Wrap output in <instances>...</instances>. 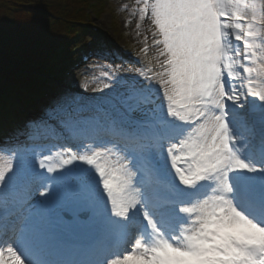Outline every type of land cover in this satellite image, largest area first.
<instances>
[{
  "label": "snow or ice",
  "instance_id": "snow-or-ice-1",
  "mask_svg": "<svg viewBox=\"0 0 264 264\" xmlns=\"http://www.w3.org/2000/svg\"><path fill=\"white\" fill-rule=\"evenodd\" d=\"M131 7L146 66L106 65L99 98L76 90L91 69L62 67L67 83L0 133V264H264V220L240 207L264 210V0ZM52 59L23 32L0 84Z\"/></svg>",
  "mask_w": 264,
  "mask_h": 264
},
{
  "label": "trees",
  "instance_id": "trees-1",
  "mask_svg": "<svg viewBox=\"0 0 264 264\" xmlns=\"http://www.w3.org/2000/svg\"><path fill=\"white\" fill-rule=\"evenodd\" d=\"M80 4L77 0H0V56L6 60L12 40L34 28L49 38L54 50L62 41L64 26L73 18V10ZM52 63L44 72L55 69V62ZM38 80L36 77L30 83ZM19 90H14L11 84H0V103H4V96Z\"/></svg>",
  "mask_w": 264,
  "mask_h": 264
},
{
  "label": "rangeland",
  "instance_id": "rangeland-1",
  "mask_svg": "<svg viewBox=\"0 0 264 264\" xmlns=\"http://www.w3.org/2000/svg\"><path fill=\"white\" fill-rule=\"evenodd\" d=\"M116 2L118 3V6L121 4L124 6L126 5V2L129 3L128 5L133 6L135 0H107V2L103 5L104 7L102 8L103 13L101 17H99V19L91 20V24L98 26L101 32L107 35V38L110 40V42L114 43L117 47H123L125 50L130 47L128 52H134L136 55L144 56L140 54V47L143 46L141 42L143 41L144 36L148 35L150 37V33L146 31L148 24L146 22L142 23L141 28L136 29V26H134L132 23L134 21L140 23V21L137 20L138 17H130V11L132 10V7L130 11L127 9V7V10L125 11L119 10V8L114 7ZM138 32L140 33L139 35H137ZM151 55H153V53L148 54L149 57H151ZM104 70L106 69L103 68V71ZM94 81H96L94 84H92L91 80V84L88 83L89 89L87 94L90 97L99 98L104 93L92 92V88L97 87L98 84L105 83V80L104 77L100 75ZM106 91L107 90H105V92Z\"/></svg>",
  "mask_w": 264,
  "mask_h": 264
},
{
  "label": "clouds",
  "instance_id": "clouds-1",
  "mask_svg": "<svg viewBox=\"0 0 264 264\" xmlns=\"http://www.w3.org/2000/svg\"><path fill=\"white\" fill-rule=\"evenodd\" d=\"M262 235H264V234H262Z\"/></svg>",
  "mask_w": 264,
  "mask_h": 264
}]
</instances>
